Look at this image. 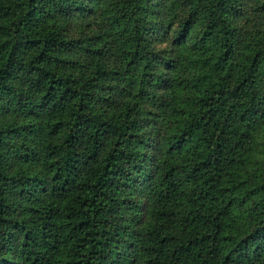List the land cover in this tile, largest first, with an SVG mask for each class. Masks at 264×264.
<instances>
[{"label": "trees", "instance_id": "1", "mask_svg": "<svg viewBox=\"0 0 264 264\" xmlns=\"http://www.w3.org/2000/svg\"><path fill=\"white\" fill-rule=\"evenodd\" d=\"M0 264H264V0H0Z\"/></svg>", "mask_w": 264, "mask_h": 264}]
</instances>
